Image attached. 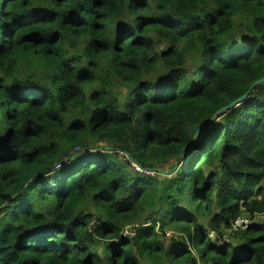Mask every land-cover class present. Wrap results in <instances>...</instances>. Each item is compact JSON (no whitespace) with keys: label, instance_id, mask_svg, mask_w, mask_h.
Listing matches in <instances>:
<instances>
[{"label":"trees","instance_id":"16d2710c","mask_svg":"<svg viewBox=\"0 0 264 264\" xmlns=\"http://www.w3.org/2000/svg\"><path fill=\"white\" fill-rule=\"evenodd\" d=\"M263 75L264 0H0V264H264Z\"/></svg>","mask_w":264,"mask_h":264},{"label":"water","instance_id":"95a60500","mask_svg":"<svg viewBox=\"0 0 264 264\" xmlns=\"http://www.w3.org/2000/svg\"><path fill=\"white\" fill-rule=\"evenodd\" d=\"M263 82H264V75L260 79H258L257 81H255L243 95H241L240 97L236 98L235 100H233L232 102H230L229 104H227L226 106H224L223 108H221L218 111H216V113L214 114V116L211 119H213L217 115H219V114H221V113H223V112L231 109L232 107L238 105L240 102H242L244 100V98L252 90V88H254L257 85H260Z\"/></svg>","mask_w":264,"mask_h":264},{"label":"built area","instance_id":"2783aa9c","mask_svg":"<svg viewBox=\"0 0 264 264\" xmlns=\"http://www.w3.org/2000/svg\"><path fill=\"white\" fill-rule=\"evenodd\" d=\"M248 224H249V219L246 216H239L232 223L231 230L237 231L238 229H243L247 227ZM124 233L133 234V232L130 231V229H127Z\"/></svg>","mask_w":264,"mask_h":264},{"label":"rangeland","instance_id":"374dc122","mask_svg":"<svg viewBox=\"0 0 264 264\" xmlns=\"http://www.w3.org/2000/svg\"><path fill=\"white\" fill-rule=\"evenodd\" d=\"M163 48V46L161 45V44H158L157 45V47H156V49L159 51L160 49H162ZM121 89L122 90H124V88L123 87H121ZM125 234V233H124Z\"/></svg>","mask_w":264,"mask_h":264}]
</instances>
